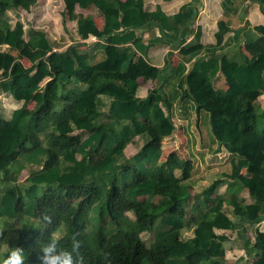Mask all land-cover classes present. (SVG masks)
I'll use <instances>...</instances> for the list:
<instances>
[{
    "label": "trees",
    "instance_id": "16d2710c",
    "mask_svg": "<svg viewBox=\"0 0 264 264\" xmlns=\"http://www.w3.org/2000/svg\"><path fill=\"white\" fill-rule=\"evenodd\" d=\"M36 1L0 0V94L22 102L7 116L0 108V219H32L9 245L24 249L26 264H39L44 239L61 231L60 246L71 250L78 240L85 264H225L228 238L217 231L264 221V109L254 106L264 95V25L233 34L237 46L251 47L250 59L218 57L229 31L224 21H218L215 45H202L197 29L180 42V59L165 84L141 99L137 79L157 84L162 70L140 60L150 47L171 41L152 37L144 44L138 31H181L195 19L194 0L173 15L149 12L142 0H62L77 37L64 50L41 30H25L19 20L9 24L7 11L27 12ZM249 1L264 15V0ZM221 5L225 14L234 11L232 0ZM91 7L100 28L92 15L77 13ZM89 37L98 42L88 45ZM219 76L225 90L215 88ZM192 114L205 116L215 153L225 150L230 165L197 194L192 158L173 152L161 162L163 140L177 131L174 120ZM135 138L141 144L126 157ZM20 156L23 165L15 163ZM143 233L151 236L148 244ZM243 249L252 264H264V233L254 230Z\"/></svg>",
    "mask_w": 264,
    "mask_h": 264
},
{
    "label": "crops",
    "instance_id": "0c3cea01",
    "mask_svg": "<svg viewBox=\"0 0 264 264\" xmlns=\"http://www.w3.org/2000/svg\"><path fill=\"white\" fill-rule=\"evenodd\" d=\"M38 1V0H37ZM36 1V3H37ZM125 1V0H122ZM143 6L145 10L149 12L155 11L157 8H159L161 11H163L166 15H173L177 13L181 6L188 4L191 2V0H142ZM234 11L230 14H225L222 9V0H194L193 7L196 12L195 19L191 21L190 23H187L181 31L177 33L172 34H166L163 33L160 28L155 27L152 30H141L138 31V35L141 38L142 43L146 44L148 40L152 37H160V38H166L171 41V44H157L152 47H150L146 53L145 59L142 57L140 60L141 63H145L146 65H152L160 70H162V75L160 77V80L155 84L154 82H151L149 80H144L143 78H138V90H137V97L138 98H145L147 96V93L152 87L154 86H160L162 84H165V81L170 76V68L171 64H175L177 60L180 59L179 57V50L180 42H182L183 39L186 38V42H189L192 38L193 32H195L197 29L201 32V44L204 46L209 45H215L216 44V38L215 33L218 30V21H224L229 25V31L226 32L220 42L219 47L222 49L218 57L222 55H226L229 59H234L237 57L239 53L244 54V56L247 59H250V48L249 45L241 42L239 46L236 45L235 42H232V37L234 32L237 29H243V28H249L252 29L256 26H263L264 25V15L261 14L259 10V6L256 3L250 2L249 0H232ZM36 5V4H35ZM33 5V6H35ZM32 6V7H33ZM242 7H244L242 9ZM94 10V13L96 16H93V18L96 21V24L98 28L102 25V19L96 12L94 8H88ZM23 10V9H22ZM87 10V9H85ZM24 11V10H23ZM26 13V11H24ZM28 12V11H27ZM94 14V15H95ZM84 15V14H83ZM90 15V14H85ZM73 23V39L77 40L76 34H75V23ZM23 24V23H22ZM56 28V26L54 27ZM88 45L92 46L94 43H97L98 40L94 37H89L86 41H84ZM72 42L69 41L68 45H70ZM67 45V46H68ZM239 49V51H238ZM262 58L260 56L255 57V61H260ZM169 62L167 65L166 62ZM188 69H190V66H188ZM140 83L143 85V87H140ZM215 88L220 90H225L226 86L224 84V79L219 76L217 77L215 81ZM5 96L4 94H0V100L4 102L3 109L6 116L10 111H13L21 106L22 102H16L12 98H10V103L6 106L5 104ZM181 104V108H182ZM254 106L256 111L261 112L264 109V95H260L257 97V99L254 101ZM177 107V106H176ZM36 108V105L34 103H30L27 106V109L30 111H34ZM174 113L177 111L173 110ZM190 111L189 113H191ZM203 116L204 123L206 122V118L204 115H200V117ZM194 118L197 120L195 114H192L191 117L184 118V119H176L178 122L188 121ZM199 120V118H198ZM206 124V123H205ZM69 127L68 130H73L72 126L70 124L67 125ZM85 138V136L83 137ZM139 139V138H135ZM209 144H212V146L215 147V150L217 149V146L213 144L212 138H208ZM132 146L131 151H133L131 155L135 154L137 152L138 147L133 144L129 145L128 147ZM125 149L124 153L126 157H129L127 155ZM215 153V151H214ZM216 156H221L223 160H225V157L227 160V172H219L221 173H228L230 170L229 165V154L226 153V151L223 149L215 154ZM17 165H23L24 164V158L23 156H20L16 162ZM25 175V176H22ZM204 176L196 177L193 182L194 185L196 183H199ZM28 179V173L26 170H22L19 182L21 184L26 183ZM2 185L0 184V188ZM226 185H223L219 188L218 194H223L225 192ZM242 197L245 199L246 204H252V198L250 199L248 197V193L246 190L242 192ZM254 200V199H253ZM264 208V206H263ZM263 215V214H262ZM32 219H28L23 216L16 217L12 223H7L4 219H0V227L5 228L6 235L9 238H12L14 235H16L17 231L22 229V226L24 224L31 223ZM258 230L259 232L264 233V221H261L260 223L250 225L245 224L244 226H239L233 230L228 231H217V234H223L227 236L228 240L226 241L224 248H225V256L224 261L225 264H252L250 261H248V254L243 249L244 247L247 248L250 246L253 240V231ZM244 246V247H243ZM0 252H4L3 245L1 243L0 245Z\"/></svg>",
    "mask_w": 264,
    "mask_h": 264
},
{
    "label": "rangeland",
    "instance_id": "374dc122",
    "mask_svg": "<svg viewBox=\"0 0 264 264\" xmlns=\"http://www.w3.org/2000/svg\"><path fill=\"white\" fill-rule=\"evenodd\" d=\"M243 8L244 7H242V9ZM77 13L96 16L92 9H77ZM6 18L11 25L17 20L21 21L25 30L31 28L43 31L53 43L54 47L59 50H64L67 47L68 42L74 40V24L64 17L62 0H38L36 5L31 7L26 13L21 8L15 11H7ZM55 26L56 28H54ZM29 59L30 56L28 54L25 55V59L22 60L24 66L29 65L27 61ZM140 87H143L141 83ZM5 99V104L7 106L8 103H10V97L5 96ZM2 106L0 105V108ZM174 122V125L177 126V131L173 137L163 140L161 162L165 164L166 158L173 152H177L184 159L192 158L194 162L192 180L196 177L204 176L199 183H196L193 186L192 193L197 194L212 181L217 179L220 175L219 172H227L228 159L225 157V160H223L221 156L215 155V147L208 142L210 135L203 117L199 118V120L192 118L188 121L189 123L186 121L178 122L176 119ZM140 144L141 140L135 139L134 145L136 148L139 147ZM131 149L132 146L128 147L126 150L128 156L133 152ZM127 215L133 219L132 214ZM53 235L61 236V231H58ZM185 236H190L189 232H187ZM141 238L145 240L147 244L151 241V236L147 233L141 234ZM49 239L50 238L47 237L44 240L48 241ZM214 250L215 249H210L209 252L212 253Z\"/></svg>",
    "mask_w": 264,
    "mask_h": 264
},
{
    "label": "clouds",
    "instance_id": "9594fccd",
    "mask_svg": "<svg viewBox=\"0 0 264 264\" xmlns=\"http://www.w3.org/2000/svg\"><path fill=\"white\" fill-rule=\"evenodd\" d=\"M47 224L52 223V218L45 216L43 218ZM6 229L0 227V243L3 245L4 255L0 258V264H26L27 256L22 247H11L9 237L5 234ZM62 237L51 234L50 239L44 246L39 248L37 261L39 264H85V257L80 252V242L76 240L72 244L71 250L60 246ZM75 239V237H73Z\"/></svg>",
    "mask_w": 264,
    "mask_h": 264
}]
</instances>
